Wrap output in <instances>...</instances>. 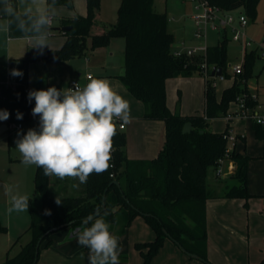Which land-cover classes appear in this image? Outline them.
I'll list each match as a JSON object with an SVG mask.
<instances>
[{
  "label": "trees",
  "instance_id": "obj_1",
  "mask_svg": "<svg viewBox=\"0 0 264 264\" xmlns=\"http://www.w3.org/2000/svg\"><path fill=\"white\" fill-rule=\"evenodd\" d=\"M73 0H57V3L71 4ZM17 4V0H13ZM51 2V0H49ZM87 14L68 19L71 29L66 31L65 44L48 53L47 59H71L87 53V38L95 23L101 0H86ZM213 5L226 11H242L249 19L257 17L259 0H209ZM3 18H0V21ZM222 38L218 45L209 48L207 61L223 69L227 74V31H220ZM125 38V71L119 76L129 92L146 107L144 117L151 120H162L166 126V141L158 157L152 160L128 158L125 152L126 133L118 128L114 137L111 167L103 174H92L82 190L71 194L50 192V176H45L42 168L35 169L34 185L41 196V209H31L29 232L31 238L22 245L19 252L7 256L0 264H46L40 262L39 239L54 227L70 223L74 230L81 227V222L94 214L97 206L102 208L105 196V209L101 211L105 220L111 225L110 231L118 226L115 235L124 233L138 216L143 217L155 233L153 240L137 242L135 246L141 252L142 263L152 264L154 257L170 238L180 244L187 252L197 254L203 262L213 264L207 256V216L206 202L208 167L219 165V159L227 150L228 127L223 132L211 131L207 128L208 119L225 116L231 102L238 96L246 94L248 106L256 101L249 98L244 89L249 76L252 75L254 62L259 56L257 49L245 54L244 70L236 75L232 86L223 90L221 98L217 97L216 87L207 84L205 91V114L182 116L173 113L167 104L166 80L171 76H185L199 73L201 55L188 56L182 53L175 55L174 34L168 28L167 12L155 9L154 0H121L118 8V19L102 34L91 36L90 49L105 45L112 37ZM32 59L27 56L10 60V71L18 68L23 77L0 80V109L10 113L6 120L10 123L31 124L32 129L39 131V116L32 115L34 99L28 101V65ZM200 74V73H199ZM19 111L22 119L16 118ZM191 122L190 132L183 133L185 123ZM259 137H264V128L253 123ZM202 131V132H201ZM250 156L232 151L230 159L235 166L233 178L238 184L228 189L227 198H249L248 162ZM113 174V176H111ZM116 179L120 186L112 183ZM56 196L62 205L55 203ZM51 215H45V210ZM6 226L1 223L0 230ZM46 234L41 244L50 235ZM18 241V239H17ZM40 244V246H41ZM259 264H264V258Z\"/></svg>",
  "mask_w": 264,
  "mask_h": 264
},
{
  "label": "rangeland",
  "instance_id": "obj_2",
  "mask_svg": "<svg viewBox=\"0 0 264 264\" xmlns=\"http://www.w3.org/2000/svg\"><path fill=\"white\" fill-rule=\"evenodd\" d=\"M120 2L121 0H101L100 19L104 23L110 24L117 21ZM28 3L30 0H18V5L22 8ZM154 6L159 12H167L168 28L174 34V46L177 50L184 52L203 44V40L194 35L196 25L192 15L195 12V0H154ZM86 12V0H73L71 4L57 3L53 26L59 25L60 16L85 14ZM238 13L239 10L234 11V14ZM8 18L4 17L0 25L3 26ZM246 32L248 38L252 40L248 51L257 49L260 55L264 51V0H259L257 17L255 20L250 19ZM59 33L61 32L52 30L49 44L60 46L64 43L65 37ZM4 34L0 30V37ZM227 36L228 66L231 63L239 62L244 51L241 43L232 39L231 29L227 31ZM220 40L219 31L208 30L206 44L209 48L216 47ZM87 46L88 50L84 55L71 59H50L49 61H79L78 63L82 64V67L88 66L84 74L90 73L95 78L107 79L110 82L112 78L106 76V72L108 71L109 74L119 73L124 66L125 38L121 36L112 37L107 44L90 49L91 39L88 37ZM46 48H44L43 54L46 53ZM2 49L0 52L3 53L4 46ZM32 51L38 52L37 49ZM31 55H34V52ZM31 64L32 71L39 78L44 71L40 60L31 61ZM228 71H232L229 66ZM119 80L121 79L119 78ZM212 82L215 83L217 97L221 98L223 89L229 86L232 81L231 78L225 77L224 80H220L219 77H216ZM206 87L207 80L199 73L169 77L166 80V93L170 110L182 116L204 115ZM244 89L248 92L249 98L256 101L254 107L259 109L258 105L261 102L258 94L261 97L264 96V59L261 57L256 58L252 75L249 76L247 86ZM254 95L255 98H252ZM235 105L237 106L236 102H231L227 113L234 112L236 110ZM227 122L225 116L210 118L207 128L211 131L223 132L227 127ZM253 123V119L246 116L229 121L227 147L231 150L235 148L237 151L250 156L254 155L249 161V173L256 172L259 174L261 169L264 170V166H259L264 164V137L261 138L256 134ZM24 125L23 130H18L13 124H9L8 128L0 133V220L6 226L5 230H0V263L8 255L17 254L21 245L30 240L31 234L28 229L31 222V209H40L42 206L41 196L36 194L34 190L36 166H26L17 160L20 157L15 143L19 138L17 133H26L31 128V124ZM125 130L127 131V128ZM146 133L143 125L136 127L133 142L139 144L145 141ZM232 136L234 139L231 138ZM243 137L246 138V141L243 140ZM216 171V167H208L207 180L209 185H215L217 182ZM263 176L264 174L258 175L259 178ZM9 188L12 189L11 193L8 191ZM16 193L29 196L28 212H12L10 214L7 212V208L11 206V195ZM222 212L218 217L225 221V224L236 227L242 234H230L231 237H228V240L232 241L228 253H230L231 246L232 250L237 253L233 256V263L236 260L237 264H259L264 257V199L260 200V197L252 196L249 198H231ZM217 219L211 215L210 220L213 228L216 227L217 230L223 231ZM71 232L70 227L53 232L50 235L51 243L48 244V241L45 240L40 246V261L48 264H89L88 249L80 246L75 236L71 237ZM154 237L155 233L146 220L141 216L135 218L121 235L119 264H141L142 255L135 244L137 241L153 240ZM181 251L183 250L181 249Z\"/></svg>",
  "mask_w": 264,
  "mask_h": 264
},
{
  "label": "clouds",
  "instance_id": "obj_3",
  "mask_svg": "<svg viewBox=\"0 0 264 264\" xmlns=\"http://www.w3.org/2000/svg\"><path fill=\"white\" fill-rule=\"evenodd\" d=\"M56 4L57 0H30L23 12H18L13 0H0V18H16L24 38L43 54L49 47ZM10 75L22 78L23 72L13 68ZM27 98L35 101L32 115L39 116V131L30 128L17 133L16 149L24 165L42 168L45 176L78 180L74 188L87 183L90 175L103 174L111 167L114 137L118 134L116 121L121 122L122 129L131 119V108L107 79L90 77L85 86L76 83L67 90L54 86L30 90ZM9 116L7 110L0 109V121ZM16 118L22 119L23 114L17 111ZM29 202L28 195L13 194L7 212H28ZM55 203L59 206L63 202L56 196ZM45 215H51V211L46 209ZM106 215L97 206L94 214L73 230L77 243L88 249L89 264H119L120 237L110 231Z\"/></svg>",
  "mask_w": 264,
  "mask_h": 264
},
{
  "label": "crops",
  "instance_id": "obj_4",
  "mask_svg": "<svg viewBox=\"0 0 264 264\" xmlns=\"http://www.w3.org/2000/svg\"><path fill=\"white\" fill-rule=\"evenodd\" d=\"M16 6H17L18 12H23L24 8L18 5V0H17ZM86 14L87 12L85 14L79 13L77 15L60 16L59 25H57V27L53 26L52 30L61 32L59 34L64 35L65 41L60 46L49 44L50 48L49 47L46 48L48 53L52 50L60 49L65 44L67 40V34H66V31L61 29V27L65 25H69L66 23V21L68 19H72L73 17L84 16ZM114 23H110V24L104 23L100 19V9H99L96 19H95V23L90 29V36H89L90 39H91V36L93 35L102 34L111 24H114ZM0 26H1L0 27L1 32L5 33L2 37H0V51L3 50L2 48L4 46L3 53L0 52V80L8 81L10 79V60L11 59H21L27 56H29L32 59L31 60L32 62L36 59L40 60L41 66L44 68L43 73H41L39 78H37L34 71H32L31 61L29 62L28 86H27L29 90H40V89L46 90L47 88L52 87V86L56 87L58 90H63V89L67 90V88H71L72 80H77L78 83L83 87L87 84L90 78L88 77V75H91V78H95L90 73L84 74L88 66L84 65L82 67V64L78 63L79 61H68V60L57 61V62L49 61L50 59H47V55H48L47 51H46L47 54L46 53L40 54L39 52L32 51L34 48L31 47V42L24 38V33L19 29L18 20L16 18L9 17L6 23L3 26L2 25ZM219 34L221 35L220 32ZM221 38H222V35H221ZM174 47H175V50H177L176 46ZM33 52H34V55H31V53ZM124 71H125V62H124V66L122 70L119 73L109 74V72L107 71L106 76L112 78L110 79V84L113 87V89L117 91L130 104L131 119L127 124H125L124 129H122L127 135V144L125 146V152L128 158L130 159L152 160L158 157L159 153L161 152V150L163 149L165 145V141H166L165 122L162 120H148L144 117V114L146 112L145 104L141 102L140 100L136 99L129 92L125 84L121 82V80H119V76H121L124 73ZM226 72L228 76H225V77L231 78V81H232L231 84L227 86V87H230L234 83L236 75H234L232 71H228V69ZM220 80H224V79H220ZM258 96L261 102L260 104H264V96L261 97L259 94ZM234 107L235 109H237L236 105ZM5 123L9 125L7 121H0V125L5 124ZM138 124H142L143 127L146 129L147 133H146L145 141H143L142 143L136 144L135 142H133L132 139L134 138L133 136H134V131L136 130V127L142 126ZM261 126L263 127L264 125H261ZM24 127L25 125L23 124L22 128H16V129L23 130ZM227 127L229 130V122H227ZM126 128H127V131L125 130ZM243 140L246 141V138L243 137ZM233 150L236 152H241V151H237L235 148ZM241 153L248 155L244 152H241ZM250 157L252 158L254 157V155ZM21 159H22L21 156L17 158V160H20V161ZM248 165H249V162H248ZM259 166H264V164H261ZM216 170H220L221 175H218L216 171L217 182L215 183V185H209L208 180H207V190L209 194V197L206 202L207 236H208L207 237V256H208L209 261L213 264H235V263L237 264L236 260L234 263L232 261L234 260L233 256H235V253H236L234 250H232V246L230 247V253H228L230 242H232L228 240V237H231L230 234H234V235H242V234L240 230H237L236 227L225 224V221H223L222 219H220V217H218L220 213H223L222 210L225 208V205H227L228 201L231 199V198H227L224 196L226 191L230 189L231 187L238 184V181L232 177L235 172V166L231 159H226L220 165L216 167ZM259 174H264V170L261 169ZM259 174H256V172L249 173V168H248V191L252 195V197H255V198L260 197V200H263L264 199V176L262 178H259L258 177ZM34 175H35V172H34ZM49 178H50L49 180L50 192L52 194H55V193L71 194L72 192H78L82 190V184H80L78 188L72 187L73 184H79L78 180H72V179L60 180V179H57L55 176H50ZM34 190H35V193L37 194L35 185H34ZM35 210H39V209H35ZM211 215H214L215 217L218 218L217 221L219 222L220 228L223 229V231L217 230L216 227L213 228V225L210 220ZM117 229H118V226L114 227V230L111 232L115 234V231ZM249 231H251V229H249ZM137 242H140V241H137ZM120 245H121V236H120ZM40 262L45 263L42 261ZM161 263L163 264H206L205 262L197 258L186 255L183 251H181L179 246L170 238H167L165 240L163 247L160 249L159 253L154 257L152 261V264H161Z\"/></svg>",
  "mask_w": 264,
  "mask_h": 264
},
{
  "label": "built area",
  "instance_id": "obj_5",
  "mask_svg": "<svg viewBox=\"0 0 264 264\" xmlns=\"http://www.w3.org/2000/svg\"><path fill=\"white\" fill-rule=\"evenodd\" d=\"M195 2H196L195 12L192 15V19L194 20V23L196 25L194 35L196 38L202 39L203 44L191 48L184 52L175 50V55L180 56L182 53H186L188 56L201 55L203 60L200 63L199 73L206 78L207 84L211 83L212 85H215V83L212 82V80H214L216 77H219L220 79H224L225 75L223 73V69H222V74L217 75L216 73L219 67L208 64L207 61L208 46L206 44L208 30L212 29L220 32L222 30L228 31L231 29L232 39L234 41H238L241 43L244 53L242 55V58L239 60V62L235 64L231 63L228 66L232 68V72L234 75L241 74L244 70L245 54L248 51V47L251 46L252 44V40L248 38L246 32L247 27L249 25V19L247 15L242 11H239L238 14H234V11H226L219 6L211 4L209 0H195ZM259 56L262 59H264V51ZM214 69H215V73L213 75ZM88 77H91V75H88ZM5 83L13 85L9 81H5ZM76 83H78L77 80H72L71 88H74V85ZM25 91L29 92L30 90L28 87H26ZM245 96L246 94H242L238 96L236 101L237 109L234 112L227 113L225 115L226 119L229 122L236 118L246 116L252 118L254 123L264 125V104L258 105L260 110L256 109L254 106H248L247 98ZM252 98H255V95ZM116 123H117V127L119 128V124L121 122L116 121ZM10 124H13L15 128H22L23 126V123H10ZM124 127L122 129H124ZM228 133L225 134V138L227 139V141L229 138ZM231 138L234 139L233 136ZM232 151L233 149L231 150L227 147L225 156L219 159V165L224 160L230 159V154ZM217 174L221 175V171L217 170ZM111 176H113V174H111Z\"/></svg>",
  "mask_w": 264,
  "mask_h": 264
},
{
  "label": "water",
  "instance_id": "obj_6",
  "mask_svg": "<svg viewBox=\"0 0 264 264\" xmlns=\"http://www.w3.org/2000/svg\"><path fill=\"white\" fill-rule=\"evenodd\" d=\"M61 29L64 30V31H68V30L71 29V26H70V25H65V26L61 27ZM214 73H215V69H214V71H213V75H214ZM216 74H217V75H221V74H222V68H221V67H219V68L217 69V73H216ZM7 128H8V125H7L6 123L0 125V133L3 132L4 130H6ZM191 129H192V123H191V122H187V123H185V125H184V127H183V133L190 132ZM201 132H202V131H201ZM112 183L117 184L118 186H120V182H119L118 180H116V179H114V180L112 181ZM104 209H105V196H103V199H102V208H101V211H103ZM69 225H70V223L62 224V225H60V226H57V227L52 228V229L49 230L47 233H49V232H51V231H53V230H55V231L60 230V229H62V228L68 227ZM77 228H79V227H77ZM77 228H75V229H77ZM47 233H45V234L39 239V241H38V243H37V251H36L37 254H38V252H39L40 244H41L43 238L46 236ZM71 236H74V235H73V230H72V232H71ZM178 246H179V247H180L185 253H187L189 256L194 257V258H197V259L203 261V259H201L197 254L187 252V251H186V250H185L180 244H178ZM206 264H207V263H206Z\"/></svg>",
  "mask_w": 264,
  "mask_h": 264
}]
</instances>
